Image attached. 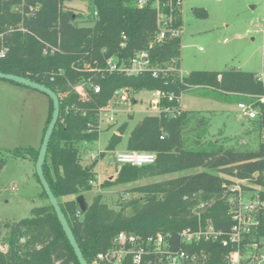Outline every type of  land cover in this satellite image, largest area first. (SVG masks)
Segmentation results:
<instances>
[{"label": "trees", "instance_id": "16d2710c", "mask_svg": "<svg viewBox=\"0 0 264 264\" xmlns=\"http://www.w3.org/2000/svg\"><path fill=\"white\" fill-rule=\"evenodd\" d=\"M69 1L0 0V35L7 48L5 57L0 58V72L41 83L58 96L59 116L42 169L84 258L93 264L96 254L107 249L119 231L141 235L160 232L177 245L178 232L198 222L192 207L204 200L213 202L203 220L209 218L216 227L227 228L229 205L222 196L231 182L242 180L254 188L261 187L264 195L263 139L249 149L225 145L219 138H205L209 132L208 117L198 111L180 110L177 100L170 102L160 97L158 114L144 116L130 131L125 145L127 151L154 153V162L141 166L119 164L115 178L102 181L100 186L203 169L137 186L131 192L138 196L122 202L117 210L97 193L83 212L75 198L93 189L95 184L90 181L96 176V161L82 165L79 144L98 140V115L109 106L114 91L121 88L159 90L178 96L198 87L213 89L220 97L238 95L237 103L256 110L251 124L259 137L264 132V100L259 99L264 94V83L257 80L256 73L236 69L193 70L182 78L177 73L155 78L149 72L100 77L96 68L102 66L104 57L118 55L127 59L135 52L148 50L151 60L162 64L180 56V39L155 41L154 0L142 6L137 0H86L84 23L78 20L80 13L67 5ZM175 3L176 0L159 1L160 9L172 11L175 24L181 25L180 8ZM193 11L206 15L204 9ZM47 45L56 50L44 53ZM85 81L99 85V92L94 93L87 83V97L83 98L73 86ZM167 107L171 110L165 111ZM51 112L50 100L43 134ZM126 126V122L118 126L107 150L115 149ZM38 151L39 148L25 147L16 150V154L31 153L36 161ZM42 195L47 199L43 190ZM5 226L7 233L0 236V245L4 246L0 264H79L49 202L33 207L29 217ZM210 248V264H224L227 249Z\"/></svg>", "mask_w": 264, "mask_h": 264}, {"label": "rangeland", "instance_id": "374dc122", "mask_svg": "<svg viewBox=\"0 0 264 264\" xmlns=\"http://www.w3.org/2000/svg\"><path fill=\"white\" fill-rule=\"evenodd\" d=\"M67 5L80 13L78 20L84 23L87 1L71 0ZM178 7L182 28L179 65L181 64L184 74L193 70L236 69L256 74L262 71L264 0H181ZM194 9H204L206 15H197ZM3 47L5 45L0 35V49ZM124 96L126 99H117L115 104L110 102L100 113L98 140L79 144L81 164L89 165L96 160L93 169L99 176L92 190L80 194L89 204L93 196L100 193L102 200L116 210L122 202L138 196L131 192L137 186L203 169L198 167L172 174L144 177L134 182L102 188V181L115 178L116 169L121 164L116 163L114 154L126 148V140L132 128L144 116L159 112L158 107L152 105L157 99L152 91L130 89L124 92ZM239 98L238 95L220 97L213 89L191 87L182 94L180 110L198 111L209 118V132L205 138H219L229 146L255 148L262 139L263 131L258 137V132L251 124L253 119H247L240 113L237 108ZM49 105L50 99L43 92L0 79L1 237L7 233L5 224L17 223L29 217L33 207L48 203L35 176L34 156L31 153L20 156L16 154V150L25 147L39 148ZM110 116L112 121L108 120ZM123 122L127 126L121 135V141L115 149L107 150L111 135ZM98 151H102L100 157ZM91 153L95 155L93 159Z\"/></svg>", "mask_w": 264, "mask_h": 264}, {"label": "built area", "instance_id": "2783aa9c", "mask_svg": "<svg viewBox=\"0 0 264 264\" xmlns=\"http://www.w3.org/2000/svg\"><path fill=\"white\" fill-rule=\"evenodd\" d=\"M148 0H137L139 6L147 3ZM160 0H154L156 8V32L155 41L180 39L181 48V25L175 24L171 12H164L160 9ZM181 0H176L175 5L179 6ZM170 6V5H169ZM264 21V17L262 18ZM264 44V24L262 28ZM125 39V36H122ZM55 47L47 45L44 53L54 52ZM7 48L0 49V58L5 57ZM180 56L175 55L162 64H156L151 60L148 50L135 52L133 56L125 59L118 55L104 57L102 66L96 68L100 77L108 74L119 73L128 76L149 72L155 78L170 77L177 73L182 78ZM257 80L264 83V45L262 52V71L256 74ZM99 92V85L89 82L78 83L73 88L83 98L87 97L85 85ZM124 89L114 91L110 102L124 100ZM157 97L156 105L160 97H166L168 101L177 100L181 103L182 94L178 96L173 93H164L159 90L152 91ZM264 100V94L259 97ZM108 107V106H107ZM237 108L247 119H254L257 116L256 110L245 104L237 103ZM159 110V108H158ZM165 111L171 110L165 108ZM102 112V111H101ZM100 112V113H101ZM100 113L98 120H100ZM109 121L113 118L108 117ZM264 140V132L262 134ZM93 159L95 155L90 154ZM118 164L130 163L135 166L151 164L154 162V153L145 151H119L114 154ZM98 176L90 182L96 184ZM261 187H252L242 180L231 182L224 192V202L229 205L227 214L230 221L227 228L216 227L207 218L203 220L204 213L212 202L200 201L192 207V213L197 217V224L188 226L178 232V244L174 245L167 240V235L157 232L155 234L141 235L126 231L117 232L112 238L110 246L94 257L97 264H210L212 256L211 248L221 246L227 249L223 255L224 264H264V195ZM0 250L4 247L0 245ZM222 257V256H221Z\"/></svg>", "mask_w": 264, "mask_h": 264}, {"label": "water", "instance_id": "95a60500", "mask_svg": "<svg viewBox=\"0 0 264 264\" xmlns=\"http://www.w3.org/2000/svg\"><path fill=\"white\" fill-rule=\"evenodd\" d=\"M0 79H6V80H10L12 82H15L17 84H21L24 86H28L31 87L33 89L39 90L41 92H43L44 94H46L49 99L52 102V112H51V117L50 120L47 124L46 130L43 134L41 143H40V147H39V151L37 154V158L35 161V173L37 175V178L39 180V183L41 185L42 190L45 192L48 202L50 203V205L53 207V210L57 216V219L63 229V232L65 233V236L69 242V244L71 245L74 254L78 260L79 264H90L87 262V260L84 258L80 247L78 245V243L76 242V239L74 237V234L68 224V221L65 217V215L63 214L59 202L57 200V198L54 196V194L52 193L48 182L46 180V178L44 177V173H43V169H42V164L44 162L45 159V155H46V151H47V146L52 134V131L54 129V126L57 122L58 116H59V99L57 94L50 89L49 87L29 80L25 77L22 76H18L15 74H11V73H4V72H0ZM79 209L83 212L86 209V202L84 199V196L82 194H79L76 196L75 198Z\"/></svg>", "mask_w": 264, "mask_h": 264}, {"label": "crops", "instance_id": "0c3cea01", "mask_svg": "<svg viewBox=\"0 0 264 264\" xmlns=\"http://www.w3.org/2000/svg\"><path fill=\"white\" fill-rule=\"evenodd\" d=\"M180 55H181V48H180ZM180 60H181V56H180ZM180 63V62H179ZM181 67V64L179 65ZM156 103V100L153 101L152 105L157 107V105L155 104ZM126 148L124 150H121V151H125ZM119 152V151H118ZM99 153V157L102 155V151H98ZM104 154V153H103ZM97 155V154H96ZM96 161V160H95ZM97 163V162H96ZM97 176V175H96ZM99 177V176H98Z\"/></svg>", "mask_w": 264, "mask_h": 264}]
</instances>
